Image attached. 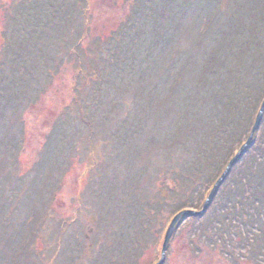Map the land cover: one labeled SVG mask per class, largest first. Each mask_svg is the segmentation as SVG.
<instances>
[{
	"label": "rangeland",
	"instance_id": "obj_1",
	"mask_svg": "<svg viewBox=\"0 0 264 264\" xmlns=\"http://www.w3.org/2000/svg\"><path fill=\"white\" fill-rule=\"evenodd\" d=\"M155 1L0 0V98L11 101L0 114V264H112L122 253L110 243L124 239V223L115 225L113 216L135 204L140 214L147 200L161 211L142 223L146 243L132 261L158 264L174 218L202 211L247 144L256 121L222 154L210 124L191 134L170 126L178 125L173 101L190 104L187 90L196 84L193 72L179 84L174 73L192 65L189 52L205 63L200 56L218 28L202 36L200 1L175 0L168 11L166 0ZM134 14L138 35H122ZM200 69L196 64L195 73ZM256 81L262 107L264 83ZM263 127L254 140L263 138ZM206 145L216 147L211 158L201 152ZM247 150L204 214L179 220L165 264H264V214L254 207L253 186L238 187L251 167L248 183L261 189L263 165Z\"/></svg>",
	"mask_w": 264,
	"mask_h": 264
},
{
	"label": "trees",
	"instance_id": "obj_2",
	"mask_svg": "<svg viewBox=\"0 0 264 264\" xmlns=\"http://www.w3.org/2000/svg\"><path fill=\"white\" fill-rule=\"evenodd\" d=\"M154 1L155 0H150L151 3H154ZM166 1V5H164L163 8L168 11L175 0ZM186 1L189 3L194 2V0ZM196 1H200L202 11L207 17L206 26L201 32L202 36L207 35L212 28H218V31L214 38L213 46L211 47L210 45L208 52H206L205 49L203 54L201 56L199 55L200 60L201 57H205L204 64H199L198 61L195 60V54L189 52L187 55V62L191 63L192 65H190L189 68L185 66L179 67L174 73V75H176L178 78L177 84H179V82L184 80L186 77L191 81V78L188 77L187 72H193L196 84L191 85L187 90L186 96L190 104L184 101L178 106V103L173 101L172 104L174 105V119L176 123L178 122V125H174L175 123H173L172 125L170 124V126H175L178 134H183L184 132L191 134V132L201 131L202 126H208L210 124L211 130L217 135L216 147L218 150H221L220 152L222 154V151L224 153L229 149L230 144L232 141H234V136L236 134L240 132L242 133L253 123V121H256L253 120V118L255 115L257 116V113H259L258 111L261 108V88L259 87L256 80H260L264 83V0ZM186 10H188V8H186ZM229 10V19L227 21H223V13ZM184 12L186 13L185 10ZM130 19L133 21L131 23L132 28H128L129 31L127 30V32L122 33V35L125 33L131 35L130 32L133 29L135 31L134 35H138L137 15L134 14ZM223 22H227L224 27L222 26ZM159 24L160 23H158V28L163 27L161 24ZM181 25L182 23L180 22V25L177 28L179 29ZM157 33L160 35L162 34V32L158 30ZM121 42V44L124 46L125 44L123 37L121 38ZM237 60H239L240 63H243L241 65L244 67L250 62L251 67H240V64H235V61ZM196 64L201 66V69L199 72L195 73ZM255 67L256 69L253 70L252 68ZM13 77L16 78L15 75ZM173 79L176 82L175 76ZM9 86L11 85L8 84V87ZM164 102L165 101H163V104ZM9 103H11V101L4 103L0 98V114L5 113V110L10 105ZM160 103L162 104V101H160ZM185 103L186 105H184ZM1 105H4V107L1 108ZM192 107L193 109L190 110ZM186 109L188 111H186ZM193 110H195V112ZM185 115H187L185 121L182 122V118L183 116L185 117ZM160 122H163V120ZM261 126H264V116ZM217 130L220 131L218 132ZM262 131L263 138H260L258 141L253 140L251 145H253L255 142L254 146H251V148H248L247 150V156H253V161L255 164H258V166L263 165V167L259 170L262 171V175L260 176L261 189H259L258 185L255 187L251 184V182L248 183V173L250 175L251 167L250 170L248 172L246 171L247 173L243 175V178L240 181L242 184L238 186L240 189H244L245 187L247 190L249 186H253V191H256L254 194L255 196L253 197V203L258 215L260 216L264 214V163H260L259 161L260 159L264 160V127ZM245 132L246 131L243 133ZM192 136H194L193 133ZM175 143L177 144V140L171 141L167 145V150L170 149L169 146L174 145ZM216 147L206 145V148H203L201 152L204 151L206 157L211 158V156H214L213 153ZM257 151L262 152V154L256 155L255 153ZM196 159L199 160L201 158L196 157ZM194 169L200 171L201 165L195 164ZM255 174L256 171L253 172L254 176H256ZM230 191L233 192L234 190L231 189ZM233 199V196L230 194V196H228L224 201V206L228 208L230 206V202L233 201ZM167 202L168 201H166V203ZM238 202L241 203V200ZM135 206L136 204L126 208L125 216L121 215L120 218H117L116 215L113 216L112 220L115 225H121V222L124 223L122 225L123 227L120 229L121 236L124 237V239L122 238V240H117L116 243H110L111 247L115 246V244L118 246L117 249H120L123 258L122 259L120 257L121 259H119L118 257L117 260L112 264H134L132 260L134 259L133 253L136 252L135 247L138 246V244L145 245L146 243L143 240V233L148 231L142 225V223L144 224V220L150 218L148 213L156 216L159 215L161 211L160 204L156 205L152 200H147V207H143V211L140 214L136 212L137 208L132 210ZM146 214L148 217H144ZM151 218L156 219L154 216ZM232 219H234V217H232ZM212 220L213 219L208 218L209 223L212 222ZM253 220L255 221L254 228L257 229V224L262 221V218L259 220V217L256 216V218ZM260 226V230L263 231L264 225ZM128 230L132 231L133 236L135 235V239L133 241L127 237L129 234ZM212 235L213 234H210L211 238ZM125 237H127V240ZM212 242L213 245H216L217 243L220 244V242L217 240ZM224 242H226V240ZM228 251L229 250H226V252Z\"/></svg>",
	"mask_w": 264,
	"mask_h": 264
},
{
	"label": "water",
	"instance_id": "obj_3",
	"mask_svg": "<svg viewBox=\"0 0 264 264\" xmlns=\"http://www.w3.org/2000/svg\"><path fill=\"white\" fill-rule=\"evenodd\" d=\"M263 115H264V102H263L261 110H260V112H259V114L257 116L256 122L254 124V127L252 129V132H251V135L249 137V140H248L247 144L244 147H242V149L240 150V152L238 153L236 158L230 162L228 168L226 169V171L222 175L221 179L215 184V186L213 187V189L211 191V194H210L209 198L207 199L202 211L201 212H196V213L195 212H190V211H183V212H181L179 215H177L174 218V220L172 221V223H171V225H170V227L168 229V232L166 234L165 242H164L163 250H162V258H161V261L158 264H165V259H166V255H167L168 246H169V243H170V241H171V239H172V237L174 235L175 228H176V225L179 222V220L185 215H193L194 214V215H197V216H201V215L204 214L205 210L208 208L209 204L212 202L213 198L215 197L217 191L219 190L221 185L226 180L232 165L237 160H239L242 157V154L247 150L249 145H251V143L253 142V140L255 138V135L257 134V132H258L260 126H261Z\"/></svg>",
	"mask_w": 264,
	"mask_h": 264
}]
</instances>
